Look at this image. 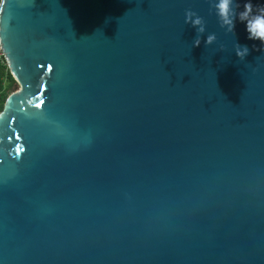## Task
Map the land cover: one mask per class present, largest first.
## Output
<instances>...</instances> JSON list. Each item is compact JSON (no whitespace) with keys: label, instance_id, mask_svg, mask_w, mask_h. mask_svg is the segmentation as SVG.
Here are the masks:
<instances>
[{"label":"water","instance_id":"1","mask_svg":"<svg viewBox=\"0 0 264 264\" xmlns=\"http://www.w3.org/2000/svg\"><path fill=\"white\" fill-rule=\"evenodd\" d=\"M4 22L0 264H264V54L242 24L206 0H5Z\"/></svg>","mask_w":264,"mask_h":264},{"label":"clouds","instance_id":"2","mask_svg":"<svg viewBox=\"0 0 264 264\" xmlns=\"http://www.w3.org/2000/svg\"><path fill=\"white\" fill-rule=\"evenodd\" d=\"M209 13L214 15L219 28L223 29L225 34L235 36V26L237 23L243 25L245 40L253 42L252 49L257 48L264 54V0H206ZM4 0H0V11ZM183 24L188 25L195 31V37L191 41V47L195 48L201 44V34L205 32V20L196 11L185 9L183 13ZM6 23L0 26V57L6 48ZM216 41L214 32L208 33L204 38V45H212ZM232 51L238 60H243L249 53L247 44L234 43Z\"/></svg>","mask_w":264,"mask_h":264},{"label":"trees","instance_id":"3","mask_svg":"<svg viewBox=\"0 0 264 264\" xmlns=\"http://www.w3.org/2000/svg\"><path fill=\"white\" fill-rule=\"evenodd\" d=\"M19 89V85L13 78L6 60L0 62V113L3 111L7 98Z\"/></svg>","mask_w":264,"mask_h":264},{"label":"built area","instance_id":"4","mask_svg":"<svg viewBox=\"0 0 264 264\" xmlns=\"http://www.w3.org/2000/svg\"><path fill=\"white\" fill-rule=\"evenodd\" d=\"M5 60H6V59H5L4 52H3V56L0 57V62H1V63H5ZM6 63H7V62H6Z\"/></svg>","mask_w":264,"mask_h":264},{"label":"snow or ice","instance_id":"5","mask_svg":"<svg viewBox=\"0 0 264 264\" xmlns=\"http://www.w3.org/2000/svg\"><path fill=\"white\" fill-rule=\"evenodd\" d=\"M4 3H5V0H4ZM36 107H41V104L37 103Z\"/></svg>","mask_w":264,"mask_h":264}]
</instances>
